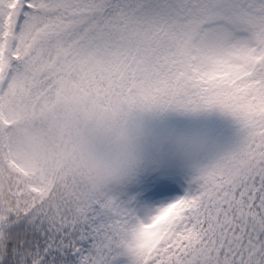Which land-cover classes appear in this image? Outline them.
<instances>
[{"label": "snow or ice", "instance_id": "6c2138e0", "mask_svg": "<svg viewBox=\"0 0 264 264\" xmlns=\"http://www.w3.org/2000/svg\"><path fill=\"white\" fill-rule=\"evenodd\" d=\"M122 119L219 108L239 147L141 218L122 192L0 201V264H264V0H0V92Z\"/></svg>", "mask_w": 264, "mask_h": 264}, {"label": "rangeland", "instance_id": "374dc122", "mask_svg": "<svg viewBox=\"0 0 264 264\" xmlns=\"http://www.w3.org/2000/svg\"><path fill=\"white\" fill-rule=\"evenodd\" d=\"M89 109L62 98L54 100L22 88L0 92V166L26 182L38 199L46 187L42 144L45 137L58 143H83L92 122ZM167 112V110H166ZM109 120L101 117L97 124ZM92 127V126H90ZM200 168L194 163L164 161L146 168L138 182L122 191L120 199L141 218L197 189ZM111 196L102 190V198Z\"/></svg>", "mask_w": 264, "mask_h": 264}, {"label": "trees", "instance_id": "16d2710c", "mask_svg": "<svg viewBox=\"0 0 264 264\" xmlns=\"http://www.w3.org/2000/svg\"><path fill=\"white\" fill-rule=\"evenodd\" d=\"M91 131L83 143L75 141L59 144L57 140L45 137L42 144L46 169V187L42 198L32 193L26 182L13 176L0 166V201L24 200L42 204L53 210L69 204L78 205L87 200H103L101 191L87 170L86 160L90 154L104 148L111 128L120 119L89 109ZM136 118L167 127L198 128L211 133L215 147L205 156L193 162L200 169L211 166L223 155L235 151L242 139L243 131L238 121L219 108L202 109L196 112L169 109L166 111H145L133 114ZM109 121L97 124L100 119Z\"/></svg>", "mask_w": 264, "mask_h": 264}, {"label": "clouds", "instance_id": "9594fccd", "mask_svg": "<svg viewBox=\"0 0 264 264\" xmlns=\"http://www.w3.org/2000/svg\"><path fill=\"white\" fill-rule=\"evenodd\" d=\"M214 147L207 130L167 127L128 115L114 124L104 148L90 154L86 164L98 186L115 195L136 184L154 163H193Z\"/></svg>", "mask_w": 264, "mask_h": 264}]
</instances>
